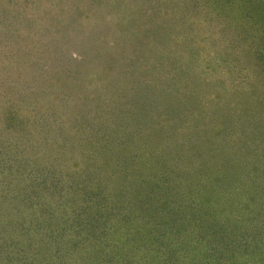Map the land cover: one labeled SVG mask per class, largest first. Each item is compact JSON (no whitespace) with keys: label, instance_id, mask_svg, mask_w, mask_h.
<instances>
[{"label":"rangeland","instance_id":"rangeland-1","mask_svg":"<svg viewBox=\"0 0 264 264\" xmlns=\"http://www.w3.org/2000/svg\"><path fill=\"white\" fill-rule=\"evenodd\" d=\"M255 199L264 0H0V264H264Z\"/></svg>","mask_w":264,"mask_h":264},{"label":"trees","instance_id":"trees-1","mask_svg":"<svg viewBox=\"0 0 264 264\" xmlns=\"http://www.w3.org/2000/svg\"><path fill=\"white\" fill-rule=\"evenodd\" d=\"M14 115V118H17V114H13ZM5 119H8V120H12L10 117H6ZM39 119H41V117L39 118ZM45 121H48V119L46 118L45 119ZM12 122V121H11ZM211 179H212V181L215 183V186H217V187H221L223 190H224V181H226V180H224V176L222 177L221 176V174H218V175H213L212 177H211ZM206 180H204V181H202V182H205ZM240 186V185H239ZM239 186H234V188H233V190H232V192L230 191V192H227V193H225L224 191H220L219 193H214V195L213 196H211V197H209L210 196V194H207V192H205V190H204V187L203 186H195V189L197 190V191H200V193L203 191V193L205 194L204 195V199L203 198H197V199H199V201H197V203L195 202V203H191V197H187L186 198V201L183 199V201H184V206H182V207H184V212L186 213L187 211H189V209H192V208H194V207H196V209L197 210H195V211H197L198 212V215H200L201 217H200V226H198L197 228H198V230H200V232H201V234H205L204 233V230L203 229H206L207 230V228L205 227V223H203V222H201V219L203 220V219H206L207 218V216H205V211H204V206H206V205H212V206H216V207H220V210L222 211V209H223V205L224 204H226V205H229L230 203H229V201H230V199L232 198L233 200L234 199H236V197L238 198V197H240V195H241V191H240V187ZM193 188V187H192ZM239 188V189H238ZM238 191V194H239V196H235L234 194L236 193ZM220 194H222V195H220ZM188 198H190V199H188ZM187 201H189L190 203H188ZM249 202H252V205H254V206H256V208H257V211H256V213H257V218H256V220L260 217V216H263L264 215V211H260L259 209H261V208H258L257 207V205L259 204V201H258V199L256 200H249ZM249 202H247L244 206H243V210L245 211V210H250V206H249ZM257 202V205L255 204ZM263 202V201H262ZM186 203H188L187 204V206H186ZM3 204V203H2ZM3 208H4V206H2ZM6 209V208H5ZM179 208L175 211V213H179ZM260 213H262V214H260ZM223 216V214H222V212H221V214H220V216H219V218L217 217L216 218V220H215V222L216 223H221V221H220V219L222 218V216ZM190 216H188L187 218H189ZM206 217V218H205ZM213 219H214V217H213ZM188 220V219H187ZM225 221V220H224ZM214 222V223H215ZM222 222H223V218H222ZM235 223H237L236 222V220H235ZM201 224H202V226H201ZM204 224V225H203ZM185 225V227H186V229H187V227H189V221L186 223V224H184ZM207 225H210V224H207ZM154 228H153V230H151V233H149V236H151L152 235V239H151V242H150V244H152V245H154V242L156 241V239H157V234H159L157 231L160 229L159 227H157V226H153ZM163 228H164V230H165V225L164 226H162ZM264 229V224H263V226L260 228V230L262 231ZM209 230H211V228L209 229ZM212 231V230H211ZM164 233H160V235H163ZM190 234L191 235H193L194 234V231L193 230H191V232H190ZM218 235V234H217ZM222 236L221 237H218V239L220 240V241H222L223 239L224 240H227V236H225V234H221ZM258 235L260 236V239L259 240H257V243L256 244H258L257 246H255V245H252L253 247H256V249H255V254H256V258H255V261H258V262H264V236L262 235V237H261V235L258 233ZM194 236L195 235H193L192 237L194 238ZM205 236H206V234H205ZM214 238V237H213ZM193 240V239H192ZM207 242V244L209 245V240H206ZM198 246V249H195V250H193V251H190L189 252V257H187V258H185V264H214V260L213 259H208V257L209 256H213L212 254L210 255V254H208L207 253V247L204 249V242H203V244L202 243H200V242H198V243H196ZM103 247V246H102ZM224 254H225V256H227L229 259L230 258H234L235 259V256H236V252H237V250L235 249V248H233L232 249V251H227V248H226V246L224 245ZM194 249V248H193ZM198 250V252H197V254H195V252ZM102 252H103V249H102ZM231 252L233 253L232 254V256H231ZM108 251H104L103 252V254L101 255V256H108ZM153 254V253H152ZM161 255V254H160ZM160 255H158L157 257V259L158 260H160L159 261V263H156V264H168V257L163 253V255L162 256H160ZM160 256V257H159ZM229 259H227V258H225L224 260H223V262H222V260H218V261H216L215 262V264H227L228 263V261H229ZM249 259L251 260V259H253V261L252 262H254V256H251V258L249 257ZM222 262V263H221ZM171 264V263H170ZM173 264V263H172Z\"/></svg>","mask_w":264,"mask_h":264}]
</instances>
